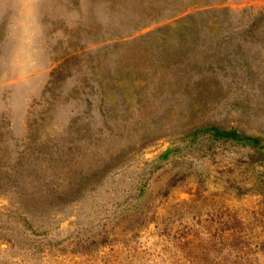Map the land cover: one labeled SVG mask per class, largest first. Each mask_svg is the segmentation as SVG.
Returning a JSON list of instances; mask_svg holds the SVG:
<instances>
[{
  "label": "rangeland",
  "instance_id": "374dc122",
  "mask_svg": "<svg viewBox=\"0 0 264 264\" xmlns=\"http://www.w3.org/2000/svg\"><path fill=\"white\" fill-rule=\"evenodd\" d=\"M262 10L264 0H0V168L19 171L0 189V233L13 240L0 241V264H264V168L231 144L209 157L211 142L189 135L211 122L264 140V46L245 50L256 82L222 79L203 103L172 101L145 62L159 47L191 61L219 50L221 34L181 45L188 14L213 32Z\"/></svg>",
  "mask_w": 264,
  "mask_h": 264
},
{
  "label": "trees",
  "instance_id": "16d2710c",
  "mask_svg": "<svg viewBox=\"0 0 264 264\" xmlns=\"http://www.w3.org/2000/svg\"><path fill=\"white\" fill-rule=\"evenodd\" d=\"M208 11L214 13V18L221 23H231L230 18L227 15L230 12L229 9L214 8ZM244 11H246V9H244ZM196 14L197 16H194ZM200 15H202V12L197 11L195 14L184 16V18H182L184 21L183 24L175 31L177 35L181 37V45H183V47L187 45L185 40L189 39L192 35L198 39L203 35V32L209 35L213 34V36H220L221 34L224 43L221 42L219 44V50H214L213 54H209L210 50L205 49L204 53L209 54L207 56V61H202L198 57H195L192 61L189 60V58H187L189 55H184V48L179 49L172 54H167L161 49V47H159L157 52L152 53L147 50L145 54V62H148L154 70L158 72L161 70V77L168 78L169 83L171 84H168L164 89V92L176 103H179V100H182L181 98H187L191 102L197 101L203 103L208 100L210 96L217 95V91H214L212 87L218 86L222 82V79L230 78L235 82L246 80L247 82L252 83L256 82L258 78L257 76L259 72L254 69L253 61L247 59L245 50L247 49L248 51L250 49L247 44L252 43L253 41H257L260 45L264 46V10L250 15V21L242 27L232 29L231 24H229L227 28L219 27V29L213 30L214 33L206 27L205 24L208 23H205L204 25L201 24L200 26V22L203 23L206 21V19H203L198 22ZM195 17L198 18L194 19ZM158 31L168 33L170 29L169 27H164L159 28ZM236 40L238 41L236 42ZM222 52L224 53L221 54ZM70 60L71 57L66 59L62 65L53 72V76L56 77L58 74H63L64 69L62 68L65 67ZM113 82L115 83L113 85L114 88L122 90L123 87L121 86L119 79H114ZM99 85H104L102 80L99 81ZM103 93L106 98V92L104 89ZM104 104L105 99L103 98L100 106H103ZM104 108L107 109L106 107ZM190 108L191 103L189 104V109ZM197 109L195 106H192L191 113L196 114L199 112ZM73 124H76V122H73ZM189 135L192 141L196 144L199 140L200 142H198V144L203 140L211 142L207 150L208 152H211L210 154H207L209 157L215 156L216 153L213 149L218 146V142L224 146H226V144H231L251 151L254 162L260 164L264 168V140L260 137L240 133L236 129H228L211 122L196 126L189 132ZM170 151L171 150H168L164 154V157L167 156ZM21 159L23 160V157L20 158V160ZM18 172L19 171L15 172L14 170L12 173L3 172L2 168H0V189L4 188V190L10 191L14 188L17 184L16 176ZM12 207L24 216V226L28 225V223H30L27 217L29 213L25 209V203L22 201L13 203ZM22 209L23 212H20ZM0 241H6L8 243L13 242L11 238L4 239L1 233ZM22 241H25L27 246H31L34 242V240L29 238L27 234H25V239H22ZM42 245L44 244H40V246Z\"/></svg>",
  "mask_w": 264,
  "mask_h": 264
}]
</instances>
